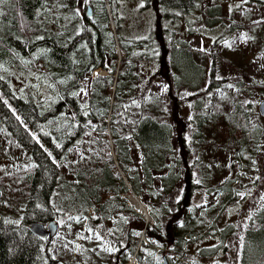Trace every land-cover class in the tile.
<instances>
[{
    "label": "trees",
    "instance_id": "1",
    "mask_svg": "<svg viewBox=\"0 0 264 264\" xmlns=\"http://www.w3.org/2000/svg\"><path fill=\"white\" fill-rule=\"evenodd\" d=\"M114 1L0 2V122L29 154L28 164L0 176V195L9 200L8 211L2 206L0 217V264H67L55 257L52 243L30 230L31 223L59 219L56 195L65 197L77 214L78 227L89 222L105 225L112 210L127 213L131 252L123 264L134 257L138 264H164L169 247L173 255L167 256L169 264H183L190 259L188 245L217 235L220 216L241 193L237 175L218 184L212 176L206 183L197 180L196 169L204 165L201 156L215 151L249 164L261 153L264 128L256 124L258 109L253 101L256 97L261 101L264 85L246 78L252 68L223 61L218 50L209 71L196 60L200 55L205 62L203 52L174 40L178 29L164 27L171 18L178 22L195 16L204 29L214 28L219 12L207 0H155V36L127 43L111 28ZM257 24L249 26L255 29ZM169 33L175 34L172 39ZM149 45L156 56L147 53ZM118 46L124 55L120 64ZM147 58L162 64L164 77L169 83L173 80L169 95L174 93L175 99L167 119L145 114L128 128L123 119L136 101L138 62ZM98 69L109 75L92 78ZM176 71L182 73L181 84L193 90L183 98L191 107L188 121L176 93ZM153 99L158 112L163 101L158 95ZM127 183L143 199L154 224L145 226L123 201L130 193ZM180 185L181 196L175 203ZM199 194L214 201L195 204ZM19 209L23 220L8 222L19 216ZM89 210H96L95 219H88ZM133 223L145 229L149 244H142L138 256L143 234L131 227ZM250 226L242 264H264V197ZM120 250L117 246L116 256Z\"/></svg>",
    "mask_w": 264,
    "mask_h": 264
},
{
    "label": "rangeland",
    "instance_id": "2",
    "mask_svg": "<svg viewBox=\"0 0 264 264\" xmlns=\"http://www.w3.org/2000/svg\"><path fill=\"white\" fill-rule=\"evenodd\" d=\"M207 2L209 7L214 8L220 14V17L217 18L218 21L214 24V28L207 27L204 29L203 24L199 23L195 16L190 17L188 20L183 17L178 22L171 18V21L164 22V27L169 31L178 29V33L176 35L169 33L168 38L172 39L171 35H175L173 37L174 40H184L189 43L191 48L203 52L206 55L205 62H203L200 55L196 57V60L201 64L204 63L209 71L213 68L215 60L213 55L217 53L216 51L221 50V59L223 61H229L233 66L241 69L249 66L250 70L251 68L252 70L251 73L250 71L248 72L246 78L251 79L255 84L264 85V0H207ZM151 7L144 0H115L110 18L111 28L116 37L120 33L127 43L134 40L153 38L155 36V13L151 10ZM251 22L258 23L255 29L249 26ZM117 49L121 59L124 55L119 48ZM147 49L151 50V52H147L149 55H157V51L153 52V45L147 46ZM170 51L172 52V50ZM136 57L139 58L140 53ZM138 64L141 78L136 85V101L130 107L128 113L124 114L123 119L128 128L133 125L134 120L140 119V116L145 114L157 115L167 119L170 116L173 105L172 99H175L173 97L174 93L171 94V97L169 95L171 90L169 84L172 83L173 85L174 82L172 80L169 83L167 78L164 77L162 64H157L156 61H152L149 58L139 61ZM216 68L218 69L220 66L216 64ZM95 75L97 76L92 75V78L100 77L103 72H96ZM176 75L178 76L176 93L182 101H179L177 96L176 99H178L179 103H183L182 115L188 121L192 114L191 107L189 103L183 102V98L193 93V90L191 91L187 86L181 84L184 82L182 73L176 71ZM207 83V86H209V81ZM157 95L163 101H161V107L158 112L154 111L156 103L153 99V96ZM258 95H260V92H258ZM263 98L264 96L261 97L259 103L264 101ZM253 103H257L258 109L257 97ZM256 124L264 128V118L259 113L256 115ZM28 155L27 150L10 134L5 124L0 122V176L16 173L19 168L28 164ZM201 157L204 159L203 164L206 166L211 165L212 168L204 165L199 166L195 173L197 180H203L206 183L213 179V183L218 184L229 176L237 175V187L241 189L243 195L239 196V200L237 199L236 204L226 214L220 216L217 235L205 237L188 245L187 256L190 259L185 260L183 264H242L245 233L251 228L250 220L261 208L264 197V137L261 144V153L253 163L245 164V162L243 163L239 160L237 162L232 155L216 153L215 151H207ZM118 171L121 172L120 170ZM210 176L212 178L209 180ZM128 186L130 193L129 196H123V201L135 212L131 206H134V208L136 206L130 202V196L136 193L129 184ZM181 190L182 185L175 192V203L181 196ZM1 196L2 193L0 195V217H2L1 214L3 213L2 206L7 211L9 209L7 205V202L9 203L8 198ZM136 196L138 195L136 194ZM199 196L201 198H197L195 204L214 201V197L208 198L205 194H199ZM142 202L144 203L143 199ZM54 203L60 204L61 210L57 220L59 230L52 242L56 258L65 261L67 264H106L111 258L104 257H109L111 254L110 250L114 248L110 246L109 242H117L118 249H122L124 254H130L131 244L127 241L128 234L125 225V219L128 217L127 213L112 210L111 212L109 211V219L105 218V225L94 226L92 222H89L88 226L78 227L75 224L74 214L76 213L65 203V197L56 195ZM136 211L139 212L138 210ZM9 213L13 214L12 212ZM17 214L22 216L20 209ZM139 214L141 213L139 212ZM139 214H137L138 218L140 217L139 219L144 220ZM19 216H16L15 219L10 217L7 221L20 223L23 220V216L22 218L21 216L19 218ZM87 217L91 220L95 219L97 217L96 210H89ZM131 227L138 233L142 230V234L145 230L134 223ZM222 231H225V234L221 233ZM102 238H105L103 245L101 246V242L97 249L96 244L98 243L96 239L102 241ZM104 244L107 245L104 247ZM142 244L149 246L147 237L138 242L136 254L143 248L141 247ZM170 248H168L169 251L166 250L165 252L166 257L168 255L173 256ZM156 252L158 253L159 250ZM133 264H136V262L134 261Z\"/></svg>",
    "mask_w": 264,
    "mask_h": 264
},
{
    "label": "water",
    "instance_id": "3",
    "mask_svg": "<svg viewBox=\"0 0 264 264\" xmlns=\"http://www.w3.org/2000/svg\"><path fill=\"white\" fill-rule=\"evenodd\" d=\"M88 16H92V8H88ZM259 113L264 118V101L259 104ZM59 229V224L56 220H51L47 224L42 222H34L30 225L31 233L41 239L48 240L50 243L53 242ZM164 264H169L167 257H164Z\"/></svg>",
    "mask_w": 264,
    "mask_h": 264
},
{
    "label": "flooded vegetation",
    "instance_id": "4",
    "mask_svg": "<svg viewBox=\"0 0 264 264\" xmlns=\"http://www.w3.org/2000/svg\"><path fill=\"white\" fill-rule=\"evenodd\" d=\"M144 1H146L148 4H150L152 7H151V10L153 11V12H155V10H154V8H153V4H155V0H144ZM157 1L158 0H156V3H157ZM144 8H147V7H144ZM136 236V235H135ZM138 236V235H137ZM103 240H105V238H102V241ZM142 241L143 239L140 237V235H139V239H138V241ZM133 241V240H132ZM134 242V241H133ZM109 244H110V246L111 247H114V248H112L110 251H111V254H110V256L109 257H104V258H111L110 260H108L107 262H106V264H123L124 262H126V260H127V257L129 256V255H127V254H124V251L121 249L120 250V255L119 256H116V252H117V242L116 243H112V242H109ZM103 245V242L101 243V246ZM107 244H104V247L106 246ZM96 246H97V249L99 248V246H100V244H96ZM93 250H96V249H93ZM131 252V251H130ZM160 252H162L161 250H159V252L158 253H160ZM137 256H138V254H137ZM163 261H164V257H163ZM136 264H138V261H137V257H136Z\"/></svg>",
    "mask_w": 264,
    "mask_h": 264
},
{
    "label": "bare ground",
    "instance_id": "5",
    "mask_svg": "<svg viewBox=\"0 0 264 264\" xmlns=\"http://www.w3.org/2000/svg\"><path fill=\"white\" fill-rule=\"evenodd\" d=\"M136 195V194H135ZM134 201L133 204L137 207V210L145 217H147L149 219L150 215L148 213V210L144 207V205L142 203H138L137 201L135 200H132ZM138 254V253H137ZM137 256V255H136ZM136 259V258H135Z\"/></svg>",
    "mask_w": 264,
    "mask_h": 264
},
{
    "label": "built area",
    "instance_id": "6",
    "mask_svg": "<svg viewBox=\"0 0 264 264\" xmlns=\"http://www.w3.org/2000/svg\"><path fill=\"white\" fill-rule=\"evenodd\" d=\"M98 72H102V71H99L98 70ZM106 73L105 72H103V75H105ZM132 200H135V201H137L138 203H142L141 202V199L138 197V196H136L135 194H132L131 196H130V202H134V201H132Z\"/></svg>",
    "mask_w": 264,
    "mask_h": 264
},
{
    "label": "snow or ice",
    "instance_id": "7",
    "mask_svg": "<svg viewBox=\"0 0 264 264\" xmlns=\"http://www.w3.org/2000/svg\"><path fill=\"white\" fill-rule=\"evenodd\" d=\"M0 2H2V0H0ZM240 195H243L242 193Z\"/></svg>",
    "mask_w": 264,
    "mask_h": 264
}]
</instances>
